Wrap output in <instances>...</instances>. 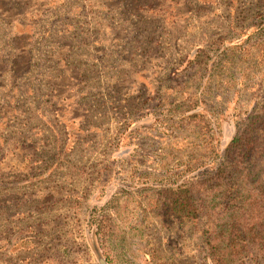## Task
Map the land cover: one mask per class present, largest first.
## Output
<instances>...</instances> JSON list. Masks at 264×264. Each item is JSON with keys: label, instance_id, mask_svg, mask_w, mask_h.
<instances>
[{"label": "rangeland", "instance_id": "374dc122", "mask_svg": "<svg viewBox=\"0 0 264 264\" xmlns=\"http://www.w3.org/2000/svg\"><path fill=\"white\" fill-rule=\"evenodd\" d=\"M260 36L264 0H0V264H212L156 189L205 169L182 172L202 121L222 153L259 101ZM102 208L122 240L95 253Z\"/></svg>", "mask_w": 264, "mask_h": 264}, {"label": "trees", "instance_id": "16d2710c", "mask_svg": "<svg viewBox=\"0 0 264 264\" xmlns=\"http://www.w3.org/2000/svg\"><path fill=\"white\" fill-rule=\"evenodd\" d=\"M241 51L254 65H262L264 36ZM193 116L196 114L189 117ZM201 123L199 132L205 141V160L203 156L196 158L182 172L205 169L180 183L176 181L178 172L174 169L169 170L173 173L159 176L165 183L156 189L154 201L167 226L176 222L194 226L191 231L200 243L197 249L204 258L212 264H229L241 259V254L253 247L264 252V92L250 111L236 119L235 133L222 153L219 145L212 142L211 124ZM99 210L100 215L95 216L90 228L95 253L100 249V236L116 240L114 235L119 238L122 233L113 213H105L104 208ZM174 232L181 236V232ZM96 254L100 264H109L103 254L99 251Z\"/></svg>", "mask_w": 264, "mask_h": 264}]
</instances>
